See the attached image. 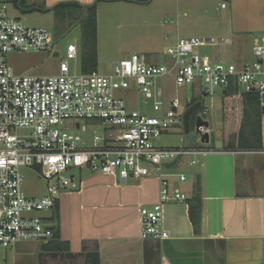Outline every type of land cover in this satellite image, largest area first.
Here are the masks:
<instances>
[{"label":"built area","instance_id":"1","mask_svg":"<svg viewBox=\"0 0 264 264\" xmlns=\"http://www.w3.org/2000/svg\"><path fill=\"white\" fill-rule=\"evenodd\" d=\"M10 6L8 0H0V264H4L2 249L53 238V223L47 214L53 211L55 195L74 185L66 174L75 169L87 168L126 181L158 178V203L140 209L141 236L168 238L163 225L164 206L188 199L180 189L172 188L170 166L182 158L220 149L208 148L204 139L212 134L206 119L208 108L198 117L208 125L197 127L193 146H156V141L180 123L181 117L185 121L187 114L180 98L165 99L158 81L173 78L177 87L197 85L206 95L216 88L235 87L240 95L257 93L262 99L264 33L254 41L252 61L240 66L219 62L200 51L228 44V40L189 37L165 49L170 59L166 64L149 65L135 54L117 62L110 74L79 73L70 65L77 58V47L68 45L56 75L22 76L9 64V55L32 51L53 54L57 41L47 28L29 27L11 16ZM133 87L139 97L151 101L153 115L146 108L131 109L128 101L118 95ZM92 120L103 123L106 136L94 137L91 144L61 128L74 121ZM81 128L79 124L77 129ZM26 168L37 170L39 178L49 182L47 196L27 194L22 172ZM178 177L180 182L187 180L184 174ZM43 212L46 215L38 214Z\"/></svg>","mask_w":264,"mask_h":264},{"label":"crops","instance_id":"2","mask_svg":"<svg viewBox=\"0 0 264 264\" xmlns=\"http://www.w3.org/2000/svg\"><path fill=\"white\" fill-rule=\"evenodd\" d=\"M96 1L32 0L29 4L49 9L62 2H76L86 7ZM217 2L216 9L221 16L214 26L222 30L221 36L228 40V44L233 42L230 34L249 37L252 53L255 39L264 33V0ZM223 3H226L225 8H222ZM153 4H157V7L150 9ZM176 4L177 0H152L137 4L100 2L97 4V24L99 12L106 7L113 11L119 5L123 7L119 10L124 14L150 11L154 16H166L173 13ZM125 5H136L137 8L133 10ZM171 32L169 30L168 36L164 37L168 40L167 45L145 49L143 52L166 56V46L181 38L177 32V39L169 41ZM69 45H75L78 50L76 60L72 61L79 60L82 64L86 56L83 46L77 43ZM118 51L112 66L121 57L125 59L129 55L125 53L124 47ZM97 53L98 65L101 60ZM140 56L149 65L163 64L153 60L150 53ZM213 58L218 61L217 57ZM252 59L241 62L239 66ZM168 62L170 59L166 58L164 63ZM160 80L162 82L158 86L163 89L167 101L179 98L168 94L166 89L171 82L176 85L173 78ZM192 102L187 101V105ZM146 103L147 113L153 115L151 101ZM262 128V148L226 149L222 137L217 136L212 150L218 148L217 144L221 141L220 151L193 156L197 157L195 159L192 156L182 158L172 164L169 176L172 188L180 189L188 199L164 206L163 225L169 233L168 238L143 239L141 236L140 209L159 201L158 178L130 179L123 184L118 177L95 174L83 168L78 169L77 177L71 172L67 173L74 185L61 189L59 193L60 240L64 243V249L43 251L39 249L42 242H38L31 251L21 247L16 251V258L23 264H264V116ZM211 143L210 137L208 148H211ZM185 168H189L190 176L181 171ZM180 174L187 177L185 182L179 181ZM191 208L199 214L198 231L191 219ZM51 215L47 214L49 217ZM2 259L6 264L7 257L2 254Z\"/></svg>","mask_w":264,"mask_h":264},{"label":"rangeland","instance_id":"3","mask_svg":"<svg viewBox=\"0 0 264 264\" xmlns=\"http://www.w3.org/2000/svg\"><path fill=\"white\" fill-rule=\"evenodd\" d=\"M166 1L162 0V2ZM30 2L32 0H29L28 4ZM217 4V0H177V4L173 8V13L166 16H154L149 13L150 11L142 14L136 13L135 11L124 14L123 11L119 10V8L123 7L119 5H116L117 7H114L113 11L109 10L110 7H106L107 9L100 11L98 15L96 47L101 60L97 65L98 71L101 74H109L110 69L114 67L112 63L115 61L114 58L119 52L120 47H124L125 53H129L125 58L135 54L145 55L146 53H150L153 60L166 64L164 62L168 58L167 56L155 52L143 51L145 49H154V47L158 48L164 44L167 45L168 40H165L164 37L169 30H172L170 34L171 40L169 41L177 39V32L181 38L226 39L221 36L222 30L216 27V25L214 26V23L221 16V13L216 9L218 7ZM37 6L39 5L37 4ZM125 6H130L133 10L137 8L136 5ZM156 7L157 4H153L149 8L155 9ZM9 13L13 17L20 18L29 27L47 28L53 32L57 41L56 52L53 54L34 51L11 53L8 57V62L18 75L40 77L56 75L60 61L66 58V49L69 44L77 43L83 46V49L85 47L83 33L84 27L86 28V21L84 23L82 22L84 19V17L81 19L82 11L72 9L65 14L57 16L55 11L38 10L27 13L11 4ZM170 20L172 21L170 22ZM229 37L233 39L232 44H219L217 46L205 47L200 50L201 53L217 57L219 62L225 64L233 63L237 66L241 62L251 60L252 53L249 37L237 36L235 34H230ZM122 59L123 57L118 59V61ZM70 65L72 70H75L76 66V71L81 72V63L79 60L70 62ZM161 82L162 80L158 81V84ZM166 89L168 90V94L181 99L186 111L189 110L187 101L194 100L196 105H200L199 114L196 118L190 120V133H196L197 118L202 115L204 109L208 108L210 110L211 115L209 114L207 117L212 129V143L210 147H214L215 139H217V136L222 137L224 130L223 88L214 89L212 94L207 97L204 96L202 89L197 85L177 87L171 82L170 85L168 84L166 86ZM118 95L126 99L131 108L136 109L138 105L145 108L147 101L144 97L137 96L134 87L130 90L121 91ZM146 108L148 109V107ZM180 119V123H176L170 132L156 141V146L164 148H187L192 146L189 134L185 132L184 118L181 117ZM76 124L81 125V130L76 128ZM84 127L87 128V131L83 130ZM61 128L63 131L81 136L88 144H91L93 138L96 136H106V127L98 120L74 121L70 124H64ZM20 134H24V132L20 131ZM196 146H199V142ZM192 158L195 159L197 157L192 156ZM181 171L190 176L191 172L189 168L182 169ZM22 172L25 179V190L28 195L44 197L49 194V182L44 178H39L40 175L37 170L26 168ZM70 172L76 177L79 175L78 169ZM66 175L69 176L68 174ZM38 214L46 215L44 212ZM44 243L42 242L41 245ZM37 244L38 242L36 241H25L11 248L2 249L1 253L4 257H7V262L5 263L23 264L24 262L22 263L16 258V251H19L21 247H26V249L31 251ZM39 249L41 250V247Z\"/></svg>","mask_w":264,"mask_h":264},{"label":"trees","instance_id":"4","mask_svg":"<svg viewBox=\"0 0 264 264\" xmlns=\"http://www.w3.org/2000/svg\"><path fill=\"white\" fill-rule=\"evenodd\" d=\"M152 0H97L90 6H81L76 2H62L52 8L28 4V0H8L10 4L24 10L25 12H34L38 10L55 11L56 15L65 14L72 9L82 11V22L86 21L84 27V49L86 56L81 64L82 73H91L97 71V4L107 3H148ZM62 16V15H61ZM188 128L190 132V120L196 118L200 112V105H196L193 100L189 105ZM264 116V106L261 96L257 93L238 94L235 87L225 90L223 95V123L224 130L222 140L226 149L250 150L262 148L263 128L262 118ZM173 168V165L170 166ZM53 208L50 221L53 223L54 236L48 242L41 246L43 251H61L64 249L63 242L60 240V203ZM191 219L195 230L198 231L200 218L196 209L191 208Z\"/></svg>","mask_w":264,"mask_h":264},{"label":"water","instance_id":"5","mask_svg":"<svg viewBox=\"0 0 264 264\" xmlns=\"http://www.w3.org/2000/svg\"><path fill=\"white\" fill-rule=\"evenodd\" d=\"M224 1H226V0H224ZM262 101L264 102V96L262 97ZM203 124L208 125L207 123H204L200 118H198L197 119V127H199V126H201ZM77 128H79V124L77 125ZM185 132L187 134H189V136H190V142L191 143H195L196 142L197 135H196V133H190L189 132V128H188V114H186V116H185ZM204 139H205L206 143H209L210 142V138H209L208 135H206L204 137ZM217 147L218 148H221L222 147V142L221 141L218 142ZM122 183L125 184L126 183V180H122ZM55 198H59V194L58 195L56 194L55 195ZM156 203H158V202H156ZM156 203H154V204H156ZM194 205H197V203H195Z\"/></svg>","mask_w":264,"mask_h":264},{"label":"flooded vegetation","instance_id":"6","mask_svg":"<svg viewBox=\"0 0 264 264\" xmlns=\"http://www.w3.org/2000/svg\"><path fill=\"white\" fill-rule=\"evenodd\" d=\"M57 200H58V198H55V204H57V203H56ZM58 201H59V200H58ZM54 207H55V205H54Z\"/></svg>","mask_w":264,"mask_h":264}]
</instances>
